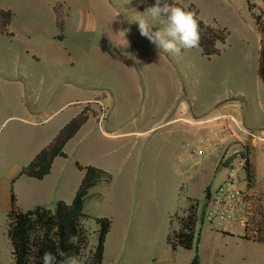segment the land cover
Returning a JSON list of instances; mask_svg holds the SVG:
<instances>
[{
  "label": "rangeland",
  "instance_id": "1",
  "mask_svg": "<svg viewBox=\"0 0 264 264\" xmlns=\"http://www.w3.org/2000/svg\"><path fill=\"white\" fill-rule=\"evenodd\" d=\"M144 1L0 0V10L10 9L13 14L15 32H33L36 25L51 32L54 25L56 37L52 68L51 59L36 60L22 53L26 46L12 42L0 25V264H14L7 236L10 193L22 208L45 203L54 209L49 191L55 180L31 179L19 175L20 169L52 141L88 97L102 99L104 94L109 97L131 90L135 95L131 114L140 116L144 105L148 108L150 104L143 103L142 72L153 84L168 78L159 70L165 65L184 80L187 105L202 110L203 105H213L214 96L232 95L244 107L246 127L256 134L264 131L259 103V99L264 103V85L257 75L261 35L256 24V17L264 13V0H176L184 7L192 5L207 24L226 29L225 41L216 43L219 53L210 57L200 48L182 49L179 55L165 53L141 36L136 20L147 18L143 15L146 9L140 8ZM78 25L82 27L79 32ZM156 30L158 26L153 27ZM60 34L70 45L69 56L60 52L65 47L58 40ZM128 65L136 70L139 91L133 92L121 76ZM83 109L94 112L90 104ZM90 124L82 134L90 130L98 135L94 122ZM160 132L137 138L130 157L127 141L122 157L121 152H99L86 146L85 140L81 145L75 140L87 165L112 176L110 183L91 188L84 203L89 248L97 243L96 218H107L110 230L104 242V264H264V243L244 239L240 221L220 227L203 217L208 196L224 181L225 167H236L238 161L245 164L249 147L235 154L221 153L220 159L208 148L199 164H193L202 156L198 152L181 163ZM60 162L67 174L66 203L70 204L84 172L73 157ZM243 175L238 171L237 186L245 190L251 205L249 221L255 203L264 204V187L247 188ZM190 205L197 214L193 247L173 249L167 237L178 230Z\"/></svg>",
  "mask_w": 264,
  "mask_h": 264
},
{
  "label": "crops",
  "instance_id": "2",
  "mask_svg": "<svg viewBox=\"0 0 264 264\" xmlns=\"http://www.w3.org/2000/svg\"><path fill=\"white\" fill-rule=\"evenodd\" d=\"M1 10L10 11L11 13L9 23L3 27V31L10 37L12 42H19L21 48L26 46L23 48L22 53H26L29 57L36 60L44 58L45 61H49L48 59H51V66L52 68L55 67L56 62L54 60L56 57V50L54 43L56 37L54 25L52 24L53 26H51V32L44 31L38 25L34 26L33 32H15V20L13 19L11 10ZM81 29L82 27L79 25L76 27L77 32ZM58 40L63 42L65 46L63 50H60V52L62 51V56H69L70 45L66 44V37L60 34ZM159 70L165 76H168V78L154 81L153 84L155 85L151 84L150 80L146 77V72H142L145 74L144 83L146 92L143 97V101L146 102L143 103L150 102V104L148 108L144 105L142 108L143 113L140 116L131 114V110L135 103V95L131 94V90L129 91L128 89L122 90L109 97L104 94L102 99H98L97 97H88V99H86L85 104H90L95 114L91 113L77 133L65 144L64 152L67 154V157L54 158L49 174L43 178L55 180L52 189L49 191V195H51L50 204L54 206L58 200L68 202L66 195L68 189L67 174L64 167L61 166L62 162L60 161L73 157L75 164L87 165V162L81 159L83 149H77L75 144L76 139H78L80 145L82 141L85 140L86 146L92 149L95 148V150L99 152L106 151L108 154L111 152H121V154H123L122 157L125 155L124 143L127 141L129 144L128 156L130 157V153L136 149L137 138L144 135L148 136L150 133H154L159 129L162 130V133L160 132L159 135H164L165 142L170 143V150L174 152V156L179 159L181 163L193 159L194 154L198 152L200 154L202 153V156L199 159H194L193 164H199L201 158L208 154V152L203 154V151H206L208 148H210L209 153H217L218 159H220L222 154L228 152L235 154L242 148L249 147L247 158L255 171V187L252 189L259 186L264 187V131L256 134L246 127L243 105L237 99H234L235 97L232 95L228 97L214 96L213 105H203L202 110H197L195 105H187L185 103L183 96L184 80L179 78L172 68L168 70L165 65L160 66ZM121 76L128 82L133 92L136 90L139 91L134 67L130 65L124 67ZM83 93L84 96H87L85 92ZM259 103L264 113V103H262L260 99ZM85 104H81L80 108L73 111L64 123L77 115ZM166 104H169V106L165 107ZM158 106H160V108L156 111ZM49 117H51V115ZM90 121L94 122V130L98 133L96 136L90 133V130L82 134L85 128L92 125L90 123L93 122ZM106 128H110V130ZM185 138L186 142L184 140ZM225 171L226 176V168ZM243 172L245 180V171L243 170ZM206 179L209 180V178ZM259 179L260 181H258ZM35 204L36 206L44 205L51 209V207L45 203ZM9 208L10 198L9 206L6 207V213H8ZM20 208L22 210L32 209H27L25 207Z\"/></svg>",
  "mask_w": 264,
  "mask_h": 264
},
{
  "label": "trees",
  "instance_id": "3",
  "mask_svg": "<svg viewBox=\"0 0 264 264\" xmlns=\"http://www.w3.org/2000/svg\"><path fill=\"white\" fill-rule=\"evenodd\" d=\"M167 2L193 11L197 16V11L192 5L184 7L176 0H167ZM154 3L155 0H145L140 8L147 9ZM10 17V11L1 10L0 25L2 27L7 25ZM197 19L200 22V49L203 55L210 57L218 54L219 49L216 43L225 41L226 29L215 28L198 16ZM256 24L261 35L257 75L264 84V13L256 17ZM89 115L87 110L82 109L72 117L60 128L52 141L42 148L27 166L22 167L19 175L41 180L49 174L54 158L67 157L64 152L65 144L87 121ZM76 166L84 172V175L70 204L58 200L54 209L38 205L32 209L22 210L16 203L14 193L11 192L10 208L7 213V236L12 246L14 264H42L41 258L45 251L57 254L58 250L69 255H79L82 264H104V242L110 230V221L107 218H96L98 225L97 243L92 249L89 248L88 232L83 224V221L89 216L84 212V203L92 187L100 183H110L112 176L106 170L93 165L84 166L76 163ZM244 171L247 188L252 189L255 185V171L248 158ZM254 210V215L249 218L244 226L243 238L264 243V204L255 203ZM184 212L185 215L179 221L178 230L167 237V241L173 249L177 247L191 249L195 241L196 207L190 205ZM41 233H43L42 236ZM69 235L79 236L77 246L67 243ZM57 259L60 260L61 257L57 256Z\"/></svg>",
  "mask_w": 264,
  "mask_h": 264
},
{
  "label": "clouds",
  "instance_id": "4",
  "mask_svg": "<svg viewBox=\"0 0 264 264\" xmlns=\"http://www.w3.org/2000/svg\"><path fill=\"white\" fill-rule=\"evenodd\" d=\"M143 15L147 18L136 20L140 35L155 44L158 50L179 55L182 49L200 48V22L195 12L171 5L167 0H155V3L148 7ZM154 26H158V30L153 31ZM67 243L77 246L79 236L69 235ZM57 256L61 259L58 260ZM41 259L42 264H82L79 255H69L60 250L57 254L45 251Z\"/></svg>",
  "mask_w": 264,
  "mask_h": 264
},
{
  "label": "built area",
  "instance_id": "5",
  "mask_svg": "<svg viewBox=\"0 0 264 264\" xmlns=\"http://www.w3.org/2000/svg\"><path fill=\"white\" fill-rule=\"evenodd\" d=\"M245 164L238 161L237 166L225 167L227 174L224 181L208 196L203 217L210 223L223 227L232 221H240L244 226L252 213L245 190L237 186L238 171L244 170Z\"/></svg>",
  "mask_w": 264,
  "mask_h": 264
}]
</instances>
